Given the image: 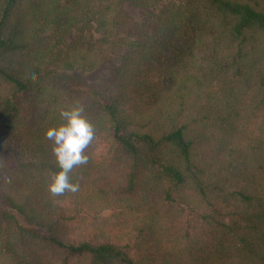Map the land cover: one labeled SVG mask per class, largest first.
Listing matches in <instances>:
<instances>
[{
    "label": "trees",
    "instance_id": "trees-1",
    "mask_svg": "<svg viewBox=\"0 0 264 264\" xmlns=\"http://www.w3.org/2000/svg\"><path fill=\"white\" fill-rule=\"evenodd\" d=\"M0 264H264V0H0Z\"/></svg>",
    "mask_w": 264,
    "mask_h": 264
},
{
    "label": "clouds",
    "instance_id": "clouds-1",
    "mask_svg": "<svg viewBox=\"0 0 264 264\" xmlns=\"http://www.w3.org/2000/svg\"><path fill=\"white\" fill-rule=\"evenodd\" d=\"M83 111L78 104L61 110L59 115L63 123L45 132L46 138L53 144L52 152L59 168L58 172L52 174L49 184V192L53 196L79 190V183L72 182L70 172L74 167L88 163L89 157L84 151L95 136V129L82 115Z\"/></svg>",
    "mask_w": 264,
    "mask_h": 264
},
{
    "label": "rangeland",
    "instance_id": "rangeland-1",
    "mask_svg": "<svg viewBox=\"0 0 264 264\" xmlns=\"http://www.w3.org/2000/svg\"><path fill=\"white\" fill-rule=\"evenodd\" d=\"M162 4V3H161ZM159 4L157 6L158 9L162 7V5ZM134 14V13H133ZM135 15V14H134ZM137 17V15H136ZM139 19V18H138ZM64 79H72V80H77L80 81L81 83L89 86H94L96 84L102 83L107 80V72L101 70H97L92 73H80V72H67L63 75ZM3 163L6 166H14L16 163L15 158L11 153H6L3 157Z\"/></svg>",
    "mask_w": 264,
    "mask_h": 264
}]
</instances>
